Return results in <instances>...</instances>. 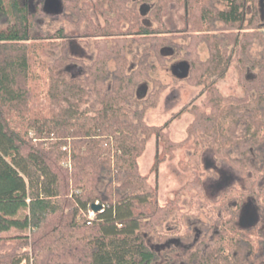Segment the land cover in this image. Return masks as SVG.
I'll list each match as a JSON object with an SVG mask.
<instances>
[{
  "label": "trees",
  "instance_id": "1",
  "mask_svg": "<svg viewBox=\"0 0 264 264\" xmlns=\"http://www.w3.org/2000/svg\"><path fill=\"white\" fill-rule=\"evenodd\" d=\"M21 1L0 0V14L13 19L0 29V178L7 179L0 187V264H152L155 253L145 234L179 201L161 205L157 186L140 173L139 158L152 137L156 174L177 150L191 149L184 166L198 175L178 196L189 189L205 196L200 168L208 149L243 177V190L231 187L216 202L220 223L186 263L264 264V236L240 230L225 211L228 201L246 194L264 206V162L250 163L264 145V0H182L183 26L176 30L167 23L173 0H143L154 4L146 17L133 0H52L53 19L74 17L85 25L83 37L93 50L88 65L70 55L63 26L43 39L52 48L62 42L60 55L43 60L35 16ZM255 42L263 46L260 58L250 54ZM134 45L140 53H133ZM153 59L175 61L172 67L186 62L183 80L202 89L200 103L162 125L145 121V111L165 89L153 75ZM74 63L82 75L68 71ZM234 63L242 97L224 96L217 87ZM257 68L251 78L249 70ZM146 83L153 89L142 98ZM40 95L46 107L37 102ZM185 113L193 115L186 138L173 141L171 124ZM106 171L115 179L103 195L99 184ZM96 203L102 207L94 212ZM243 239L247 256L237 253Z\"/></svg>",
  "mask_w": 264,
  "mask_h": 264
},
{
  "label": "rangeland",
  "instance_id": "2",
  "mask_svg": "<svg viewBox=\"0 0 264 264\" xmlns=\"http://www.w3.org/2000/svg\"><path fill=\"white\" fill-rule=\"evenodd\" d=\"M39 1L40 4H38ZM138 1L140 2V5L145 3L141 0ZM21 2H23V0ZM44 2L45 0H31L30 3L26 4L28 6L30 5L29 12L34 15L36 19L34 35L38 38L42 37L40 45L45 48V55L42 56V59L50 62L60 55L62 42H57L58 47L52 48L50 45H47V41L43 39L51 36L56 30H58L59 27L63 26L69 34L65 44L67 50H70L72 56L82 58L84 64L88 65L92 60L93 50L90 46L91 41L83 37L86 32L85 25H78L76 23L77 19L74 17L56 20L53 19L54 16H48L44 14V12L42 15H39L38 11L42 10L41 5H43ZM259 2L260 0H258V5ZM55 6L53 8H56ZM146 6H149L146 13L147 16L153 5L152 3H147ZM217 7L222 8L223 5H217ZM183 13L184 4L182 0H173L167 17V23L171 29L176 30L183 26L181 18ZM261 15L262 22L264 24V10L262 7ZM12 20L13 19L10 16L0 14V29L5 28ZM98 21L102 22L99 18ZM179 42H183V39L180 38ZM262 50V44L255 42L250 54L252 57L260 58ZM140 51L141 48L134 45L133 53H140ZM200 55L203 60L207 59L209 56L205 43L200 46ZM153 60L158 67L153 75L164 83L165 89L160 95L157 105L148 108L145 111V121L149 125H162L182 108L189 107L193 103H200L202 100V89L201 87L191 85L185 80L179 78L180 75L185 73V67L181 66L179 70H176V75H174L172 65L175 64V61H167L166 64L161 65L157 60ZM258 70V68L255 70H249L248 75L253 78ZM71 71H74L75 76H79L84 73V69L79 71L78 67L73 68ZM217 87L220 93L224 96L234 95L242 97L244 95V91L239 83L235 63L232 64L223 78H217ZM152 89L153 84L146 83L144 90L140 91L142 98L150 93ZM39 90L40 88L38 87V89L35 90L36 93H38ZM37 102L42 107H46L48 105V101L45 100L43 95L37 97ZM92 104H94V101H92ZM192 119L193 115L185 113L179 119L174 120L170 127V138L176 142L184 140L187 134L186 129ZM243 132V128L239 127L238 133ZM157 153V140L155 137H152L149 140L144 153L139 158L140 173L149 176L150 183L153 186H157V195L161 205H165L172 200L179 201L176 204L177 206L174 212L168 217V219L157 225V228L154 231L145 234V239L148 242V245L153 247L152 249L155 253V259L152 264H185L190 250L194 247L189 250H183L182 247L175 243H171L170 248L164 250L162 249L161 251H158L157 247L160 244L165 243L167 240H177L182 244H189L193 241L195 234L198 233L199 230L206 232V229L209 226L213 225L215 227L218 223L219 208L215 206L211 200L215 199L218 193L211 192L209 189H206V197L204 196L198 198L196 196V190L189 189V191L182 192L180 196H178L180 190L192 182L198 175L197 171L186 169L184 166V161L189 157L191 149L190 147H184L177 150L172 159H166L160 164L159 172L156 174L152 171V165L155 161ZM233 155L239 158L237 154ZM211 161L212 153L209 150L207 152L205 163H203L200 168L202 180L204 181L208 177L209 172L214 169V167L211 166ZM263 162L264 145L261 146L258 152L250 158V163L254 166H261ZM226 176L228 177L229 174H226ZM236 177L237 176H234V179L231 182L232 184H239V179H236ZM111 179H115L114 173L109 171L102 173L99 189L103 195L107 183ZM6 184L7 179L0 178V187L5 186ZM117 189L118 187L115 186V194L119 192ZM247 247V243L240 245V251L244 256L248 253Z\"/></svg>",
  "mask_w": 264,
  "mask_h": 264
},
{
  "label": "flooded vegetation",
  "instance_id": "3",
  "mask_svg": "<svg viewBox=\"0 0 264 264\" xmlns=\"http://www.w3.org/2000/svg\"><path fill=\"white\" fill-rule=\"evenodd\" d=\"M133 1L138 3V9H139L140 13L143 14L144 17H146L147 9L149 8V6H146V4L148 2L141 0L145 3H143V5H140V2L138 0H133ZM30 2H31V0H23L22 4L26 5L27 3H30ZM38 4H40V1L38 2ZM148 4H150V3H148ZM152 5H154V4L152 3ZM26 6H27L28 10L30 11V9H29L30 5L29 6L26 5ZM51 6H54L52 4V0H45L43 5H41L43 12L48 16H51V15L54 16L55 13H57V9H55ZM151 9L149 10V12L151 11ZM98 18L100 19L101 17L95 16L96 21L99 23ZM85 34H86V32L84 33V35ZM68 51L70 53L69 49H68ZM70 55H71V53H70ZM74 58H76V57H74ZM76 59H82V58H76ZM78 66L79 65L74 63L73 65H71L68 68V71L71 72L72 74H75L74 71H71V70L75 67H78ZM78 69H79V71H81L83 68L78 67ZM208 151H209V149L206 150V152L202 158V164L205 163ZM211 153H212L211 166H213L214 169H212L211 172H209L208 177L206 178L205 181L203 180L202 183H203V189H204L205 197H206V189H209L211 192L218 193L217 197L215 199L211 200V202L219 208V216H218L217 225L215 227L213 225L209 226L206 229V232H204L203 230H201V231L199 230L198 233L195 232L196 233L195 237H194L193 241L189 244H182L181 242H179L177 240H167L165 243H162L157 247L158 251H161L162 249L164 250V249L170 248L171 243H175V244L179 245L180 247H182L183 250H189L190 248L194 247L193 249L190 250V252H189V254H190L192 251H194L196 249V247L202 241L204 236L207 233H209L210 231L217 228L218 224L220 223L222 209L218 205H216V202H218L221 199L222 194L225 191H227L228 189H230L231 187H235L239 190L244 189L243 177H241L237 171H235L232 168H230L229 166H227L222 160L217 159L212 151H211ZM234 154L238 155V153H234ZM238 157H240V156L238 155ZM256 167H259V166H256ZM226 174H229V176L227 177ZM234 176H237L236 179H239V184H232L231 183L232 180L234 179ZM225 211H228L229 213H231V215H233L235 217L236 226L240 230H243L247 233L248 232H255L256 234H258L260 236L261 235L264 236V206L262 205L258 196L252 195V194H246V195L241 196L239 198L235 197V198H233L227 202V207H226ZM244 243H246L244 239L238 243L237 253L240 254L241 256H244V255H242V253L240 251V245L244 244ZM150 248L153 251V249H152L153 247L151 246ZM247 255H248V253L245 256H247ZM185 264H187V263L185 262Z\"/></svg>",
  "mask_w": 264,
  "mask_h": 264
},
{
  "label": "water",
  "instance_id": "4",
  "mask_svg": "<svg viewBox=\"0 0 264 264\" xmlns=\"http://www.w3.org/2000/svg\"><path fill=\"white\" fill-rule=\"evenodd\" d=\"M142 12H143V11H142ZM181 66H183V67L186 68L185 73H184L183 75H180V76H179V78L183 79V78H185V77L188 75V72H189V66H188V64H187L186 62H184V63H180V64H178V65H175V66H173L172 69H173V73H174V75H176V74H175V73H176V70H179V68H180ZM101 207H102V206H101L100 204H98V203H96V204H94V205L92 206L94 212L100 210Z\"/></svg>",
  "mask_w": 264,
  "mask_h": 264
},
{
  "label": "built area",
  "instance_id": "5",
  "mask_svg": "<svg viewBox=\"0 0 264 264\" xmlns=\"http://www.w3.org/2000/svg\"><path fill=\"white\" fill-rule=\"evenodd\" d=\"M93 214V213H92Z\"/></svg>",
  "mask_w": 264,
  "mask_h": 264
}]
</instances>
